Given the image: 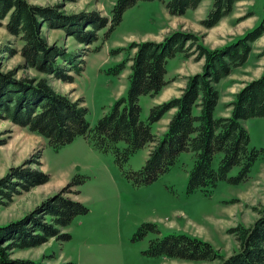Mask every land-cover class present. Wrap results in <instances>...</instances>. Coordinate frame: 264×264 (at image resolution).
Listing matches in <instances>:
<instances>
[{
  "label": "rangeland",
  "instance_id": "1",
  "mask_svg": "<svg viewBox=\"0 0 264 264\" xmlns=\"http://www.w3.org/2000/svg\"><path fill=\"white\" fill-rule=\"evenodd\" d=\"M115 1L30 0L32 4L52 8L64 16L85 12L110 16ZM212 3L213 0H203L197 9H189L184 15H172L160 0L140 1L124 13L122 22L111 36L105 38V28L99 32V40L90 45L78 42L63 28V17H53L50 25L43 20V34L50 44L61 46L67 53L76 54V59L82 57L86 61L84 71L75 74L71 83L27 67L18 52L23 42L3 25L0 26V50H13L11 54L0 52V68L3 72L14 71L18 79L39 82L47 78L57 93L74 101L82 96L89 108L88 120L94 126L117 99L127 96L131 62L120 75H114L111 69L126 56L125 52L113 54L114 49L126 47L131 42H161L179 31L196 34L200 44L214 49L264 24V0H239L231 14L216 26L206 28L201 20ZM6 21L2 20L3 24ZM252 46L246 64L235 68L218 85L220 112L224 115L230 116L232 108L229 104L237 92L264 71V34ZM97 47L101 48L95 51ZM178 55L169 61L167 69L171 81L160 97L161 103L181 96L188 77L202 71L204 58L197 59L196 54L190 57ZM57 62L70 69V64L62 58H57ZM140 104L141 117L147 120L151 107L156 105L155 99L143 95ZM167 124L166 117L159 124L155 123L154 133L161 135ZM243 124L250 133V147H264V117L246 119ZM0 143V181L9 179L21 184L22 179L14 177L15 172L27 170L39 171L48 177L47 182L29 190L20 186L17 187L19 192L10 196L0 194V227L22 223V229L27 227V230L19 235H23L25 241H35L33 236L44 233L35 232L33 225L52 223V217L46 213L47 203L73 180H83L77 185L79 193L66 195L89 208L88 213L76 216L62 229L72 236L69 240L52 237L40 245H11L9 249V243L3 240L0 246L6 248L7 256H1L0 264H13L15 260L40 264H220V259L194 261L152 256L148 250L157 238L183 233L210 243L224 257L230 256L238 249V240L231 229L239 225L250 227L258 218L256 209L264 205V159L256 161L247 181L232 184L223 180L210 193L200 189L189 193V173L195 161L192 152H183L172 169L154 182L138 186L127 177L126 171L143 167L148 158V146L133 153L121 166L112 152L96 149L84 136L54 149L44 137L15 123L1 110ZM118 146L123 148L126 144L120 142ZM220 159L219 154L215 166ZM239 169L235 167L230 175H236ZM143 224H153L156 230L140 235L138 231Z\"/></svg>",
  "mask_w": 264,
  "mask_h": 264
},
{
  "label": "trees",
  "instance_id": "2",
  "mask_svg": "<svg viewBox=\"0 0 264 264\" xmlns=\"http://www.w3.org/2000/svg\"><path fill=\"white\" fill-rule=\"evenodd\" d=\"M140 1L154 0H116L110 16L98 12L64 16L52 8L32 4L30 0H0V26L5 25L11 35L23 42L18 52L27 67L71 83L74 82L75 74L84 71L86 61L82 57L76 59V54L67 53L61 46L50 44L43 34L44 22L50 25L53 17L61 16L65 19L63 28L78 42L90 45L99 40V32L105 28V38L111 36L122 22L124 13ZM160 1L172 15H184L189 9H196L203 0ZM238 1L213 0L201 24L206 28L216 26L232 13ZM5 19L7 21L3 24L2 20ZM263 34L262 23L243 37L211 49L200 44L196 34L179 31L166 36L161 42H131L126 47L114 49L113 54L126 53L125 59L111 69L114 75H120L127 63L131 62L127 96L117 99L94 126L88 120L89 108L82 96L74 101L57 93L47 78L39 82L28 78L18 79L14 71L3 72L1 68L0 110L7 113L15 123L44 137L54 149L58 150L78 136H84L96 149L112 152L121 166L139 149L150 147L143 167L137 171H126L127 177L138 186L154 182L172 169L183 152H192L195 161L189 173L188 192L200 189L210 193L223 180L232 184L247 181L256 161L264 159V147H250V133L243 124V120L264 117V71L260 77L246 83L237 92L229 104L232 108L230 116H216L220 101L219 83L231 75L235 68L246 64L253 50V42ZM100 48H95V51ZM192 48L194 50L189 52ZM12 50L6 48L4 51L11 54ZM133 50L135 52L131 54ZM178 54L184 57L196 54L197 59L204 58L202 71L188 77L181 96L152 106L147 120H143L141 96L154 97L162 91L168 83V61ZM57 58L69 63L70 69L57 62ZM171 110L175 111L167 130L161 135L154 133V124ZM120 142H125L126 146L120 148ZM219 154L221 159L218 166H215ZM235 167L240 168L238 173L230 175ZM26 172H15L14 177L22 179L21 184L9 179L1 180L0 194L10 196L13 192H19L17 187L29 190L48 181L47 175L42 172ZM82 183L83 180L70 181L55 198L48 201L46 213L52 217V223L33 225L35 232L44 233L33 236L35 241H25L24 236L19 235L27 227L22 229V223H18L0 227V243L5 240L9 243V249L11 245H40L52 237L61 241L71 239L72 236L62 229L76 216L88 213L89 208L66 194L78 195L77 185ZM256 211L259 213L258 218L250 227L239 225L231 229L238 240V249L230 256L224 257L210 243L183 233L153 240L148 252L152 256L163 255L194 261L220 259V264H264V205ZM149 230H156V226L143 224L138 233L144 235ZM5 250L0 246V259L1 256H7ZM13 264L40 263L15 260Z\"/></svg>",
  "mask_w": 264,
  "mask_h": 264
},
{
  "label": "crops",
  "instance_id": "3",
  "mask_svg": "<svg viewBox=\"0 0 264 264\" xmlns=\"http://www.w3.org/2000/svg\"><path fill=\"white\" fill-rule=\"evenodd\" d=\"M199 6H200V5H199ZM199 6H198V7H199ZM196 9H197V8H196ZM229 43H231V42H229ZM229 43H226V44H224V45H227V44H229ZM224 45H222V46H224ZM177 57H181V56L178 55ZM174 58H175V57H174ZM169 61H170V60H169ZM168 65H169V62H168ZM168 65H167V67H168ZM166 80H168V84L162 89V91H161L159 94H157L156 96H154L155 104H160V103L162 102L163 99H161L160 97H161L162 94L166 91L167 87L170 85L169 81H171V80L169 79V68H168V73H167V75H166ZM166 94H167V93H166ZM167 95H168V94H167ZM174 111H175V110H171V111H169L168 113H166V115H165L160 121L165 120V117H166V121H167V123H169V121H170V119H171V117H172ZM230 115H231V114H230ZM216 116H219V117H221V116H229V115H224L223 113L220 112V101H219V104H218L217 109H216ZM160 121H158L157 124H159ZM167 128H168V124H167L166 128L164 129V131H163L162 133H164V132L167 130ZM157 134H158V133H157ZM148 148L150 149V147H148Z\"/></svg>",
  "mask_w": 264,
  "mask_h": 264
}]
</instances>
